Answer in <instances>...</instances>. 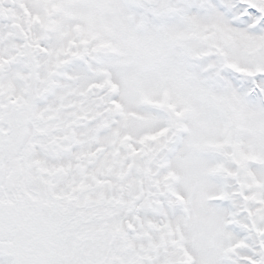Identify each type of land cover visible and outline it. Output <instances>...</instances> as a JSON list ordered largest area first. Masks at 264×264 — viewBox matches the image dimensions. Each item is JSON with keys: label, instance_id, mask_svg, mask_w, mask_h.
<instances>
[{"label": "snow or ice", "instance_id": "1", "mask_svg": "<svg viewBox=\"0 0 264 264\" xmlns=\"http://www.w3.org/2000/svg\"><path fill=\"white\" fill-rule=\"evenodd\" d=\"M0 264H264V0H0Z\"/></svg>", "mask_w": 264, "mask_h": 264}]
</instances>
